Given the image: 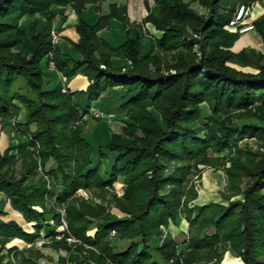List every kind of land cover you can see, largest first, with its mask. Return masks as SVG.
<instances>
[{"label": "trees", "instance_id": "trees-1", "mask_svg": "<svg viewBox=\"0 0 264 264\" xmlns=\"http://www.w3.org/2000/svg\"><path fill=\"white\" fill-rule=\"evenodd\" d=\"M198 1L204 13L186 0H145L148 15L132 23L118 3L104 14L100 0H0V123L26 113L13 128L18 144L0 149V264H38L44 229L46 247L72 252L74 235L94 248L77 246L76 264H214L229 249L244 264H264V51H234L241 34L228 28L241 4L258 0ZM91 5L95 23L85 18ZM68 7L79 39L54 49L52 30ZM114 19L126 28L118 46L101 35ZM255 25L264 39V16ZM51 51L67 81L83 71L91 85L65 92L52 82ZM93 107L132 122L113 131ZM207 167L226 172L223 202L193 204L194 175ZM52 202L68 209L70 231ZM8 204L33 231L7 219ZM184 219L181 242L166 229ZM17 238L31 247H8Z\"/></svg>", "mask_w": 264, "mask_h": 264}, {"label": "rangeland", "instance_id": "rangeland-1", "mask_svg": "<svg viewBox=\"0 0 264 264\" xmlns=\"http://www.w3.org/2000/svg\"><path fill=\"white\" fill-rule=\"evenodd\" d=\"M100 1H101L100 2L101 3V6H102V12L105 14V13H109L110 12V9H111L110 6H111L112 3H118V4L119 3H125L126 4V2L128 0H100ZM186 1L190 2L191 7L193 9H195L196 11H200L203 8V6L199 3L198 0H186ZM98 16H99V12L97 11V9H96L95 6L89 7L86 10V12H85V18L90 23H95L98 20ZM143 19L141 21H143ZM141 21H137V22H141ZM53 29H55L57 32H59L60 40H59V43L54 44L53 43V39H52V45H53L54 49L55 48H58V47H61L62 48V45H63L62 30H59L58 27H54ZM105 30L106 31H105L104 35H105L106 39L113 46H118L121 43L125 42V40H126V28L118 20H115V19L114 20H111L109 28H106ZM76 31H77V29H76ZM78 39H79V35H78V38L76 40H73V38L70 37L69 38V41H71V42L72 41H75L76 42V41H78ZM53 54H54V51H53ZM48 70H51L52 71V69L49 66H48ZM56 71H58V70H56ZM59 79L62 82H64V85H65L64 86V91L65 92H67V91L76 92V91H80V90H86L88 88L87 87L86 89H80V90H75L74 91V90H71L69 88V83L71 82L72 79L67 81V79L63 75H61V74L59 75ZM57 81H59V80L57 79L56 82ZM105 95H107V93H105ZM91 111L95 114L96 117H101V118L107 117V118H109V124H110L111 128L113 129V131H117L118 132V131L121 130V127L123 126V124H125V123H131L132 122V120L128 116L123 115V114L121 115V114H116V113L113 114L112 113L109 116H105L96 107L95 108L93 107L91 109ZM205 113L206 114H209L210 113V110H209L208 107H205ZM25 115H26L25 110H23L22 114L20 115V117L18 119L14 118L12 120V125H10V126L9 125L8 126H5L2 123H0V149L2 151L5 150V149H7L8 147H10L13 144L14 145H17L18 144L19 139H18V137L16 135V131L13 128H14L15 123L17 121H19V120H23V121L26 120V116ZM92 127H93V124L88 125V130H91ZM31 128H32V130H34L36 128V125L35 124H32L31 125ZM25 138H27V136H25ZM28 138L31 139L30 135H28ZM249 142H251L255 147L257 146L255 139H250ZM30 148H31V150H35L36 151V155H37L36 157L38 159V164H39L38 165V170H40L43 173V167H42V162H41V155L39 154L40 144L38 142H36V144L33 145V146H31ZM16 152L17 151L14 150L13 154H15ZM202 167L203 166L201 165L200 168H202ZM213 174L215 176H213ZM217 174L219 176H221V179H222L221 180V183H222L221 186H224L223 187L224 188L223 191H224V190H226V186H227V183H228V178L226 176V172H225L224 169H214L212 167H207V168H205V169L202 170L200 177L197 174L194 175L193 181L197 185V188L199 190V196H198V198H196L194 200L193 204H198L199 205L200 203H204V202L206 204H208L210 202H218V190L221 188V186L218 187V182H217V180H218L217 176L218 175ZM44 176H45V178L47 180L48 186L49 187H52L53 183H55L54 180H53V178L50 175H48V174H44ZM214 177H216V178H214ZM114 191L116 193H118V195L124 194L123 193V183L121 181H118V182L115 183ZM78 195L80 197H83V198L85 197L86 200L93 201L95 203H102L104 201L103 198L100 197V195H98L96 192H94L92 190L80 189L78 191ZM0 197H2L1 192H0ZM208 201H210V202H208ZM52 205H53L54 208H56V210H58V212H60L62 214L63 220L66 223L65 228H66V230L70 231L69 224H68V221H67V216H68V211L67 210L68 209L66 208V206H58V205L54 206L55 204L53 202H52ZM8 206H10V204ZM37 208L42 209L40 206H37ZM186 221L188 222L187 219H184L182 221L181 225L180 226H177V227H181L183 224H185V226H186V224H187ZM52 223L53 222L51 221V224ZM29 224L33 225V223H29ZM63 224H64V222H63ZM171 225H174V224L172 223ZM174 226H176V225H174ZM189 228H190V224L187 225L186 237L189 234ZM166 233H170L174 238H176L172 234V232L170 231V228L166 229ZM48 234H49V232L44 229L41 232V238H39L37 240L36 247L38 249H40L41 251H43V254H44V256L39 259L38 264H39V262L42 259H47V260H49V262H51L50 259H53L54 257L57 258L58 264H63L62 263V260L63 259L66 260V263L65 264H76V262H74V261L71 260V256L74 255L75 258H77V256H79L78 258H80V256H82V255H79V253L75 252L77 250V248H76L77 246H82V247H85L86 249H94L91 245L83 242L81 239H78L77 237H75L74 235H72V237H74L76 241H71V242L69 241V243L72 246L75 247V250L74 251L72 250V252H69V251H66L64 249L63 250L60 249L59 251L57 250L58 252H56V253H53V252L51 253L50 250L52 248L45 246V244L49 243L50 240H51V237ZM59 237L61 238V236H59ZM187 246L188 245H185V248H187ZM11 247H16V246H11ZM29 247H31V245H26V247H22V248L17 246V248L20 249V250H23V249L29 248ZM52 250H54V249H52ZM60 251H62V252H60ZM5 252H7V251H5ZM82 258H83V256H82ZM92 264H95V263H92Z\"/></svg>", "mask_w": 264, "mask_h": 264}, {"label": "crops", "instance_id": "crops-1", "mask_svg": "<svg viewBox=\"0 0 264 264\" xmlns=\"http://www.w3.org/2000/svg\"><path fill=\"white\" fill-rule=\"evenodd\" d=\"M149 3L151 6L154 5V0H149ZM122 5H127L128 7V14L129 17L132 21V23L134 21H141L143 18H145L149 11L147 9L145 0H128L125 3H119ZM93 5L89 6L92 7ZM133 8V9H132ZM252 8L253 10V18L254 20H258L259 18H261L262 16H264V0H258L254 3H252ZM134 11V12H133ZM200 13H204L205 12V8L203 7L202 10L199 11ZM135 13V14H134ZM79 21V16L77 15V13L71 8L68 7L66 10V13L64 15V17H59L56 21V26L58 28H60V30H62V35H63V47L67 44L68 47V41L69 38H73V40H76L78 38V33L76 31V25ZM148 27L150 28V30L152 32H154L156 35H160V32H157L156 29L154 28L153 25L148 24ZM106 30L101 32V35L106 39L104 33ZM262 35L259 33V31L257 29L249 31L245 34H242L233 46V50L236 52L241 51L242 49L244 50V48H255L258 51H264V39L263 37H261ZM243 42V43H242ZM239 44V45H238ZM242 44V45H241ZM48 72H50V76L52 78V82H56V80H60L59 79V72L52 69L48 70ZM57 78V79H56ZM90 84V80L85 76L84 72L81 71L79 72V74L77 76H75L71 82L69 83V88L71 90H80V89H86ZM219 176V175H218ZM220 177V176H219ZM218 177V179H219ZM221 177L219 180H217L218 182V187L222 185L221 183ZM226 185V184H225ZM224 186H221V188L218 190V202H223V199L221 197V193L223 191ZM221 192V193H220ZM221 199V200H220ZM210 202V201H208ZM207 202V203H208ZM205 203V202H204ZM204 203H200L199 205H203ZM206 204V203H205ZM9 205V204H8ZM8 211L9 215L7 216L8 220L11 219H16L19 220L20 222H22L23 226L28 229L29 231H33V225L31 224H27L24 223V219L22 217V215L15 211L11 206H8ZM186 226L185 224H183L181 227H177L174 225H171L170 231L172 232V234L181 242L184 241V239L186 238V230H187V225L189 224L186 221ZM26 245H28V243L22 239H14L12 242H10L8 244V247L11 246H18V247H26ZM182 249L185 248V245L182 244ZM51 253H56L58 252L57 250H50ZM62 252V251H60ZM64 252V251H63ZM53 255V254H52ZM224 259H222L221 261H216L214 262V264H244L242 258H240V256L237 255V253H235L233 250L229 249L228 251H226L224 257ZM50 259V258H49ZM51 262H49V260L47 259H42L39 264H58V260L56 257H54L53 259H50Z\"/></svg>", "mask_w": 264, "mask_h": 264}, {"label": "built area", "instance_id": "built-area-1", "mask_svg": "<svg viewBox=\"0 0 264 264\" xmlns=\"http://www.w3.org/2000/svg\"><path fill=\"white\" fill-rule=\"evenodd\" d=\"M253 8L252 4H241L237 11L234 14V17L230 20L228 28L230 30H233L235 32H238L239 34H245L249 31L255 30V20L253 18ZM52 36H53V43L57 44L59 43L60 37L59 32H57L55 29L52 30ZM49 67L53 70H58L57 64L54 60V54L51 51L49 53ZM64 224L62 226L63 230H66L65 226L66 223L63 220ZM68 241H76L72 235L68 237Z\"/></svg>", "mask_w": 264, "mask_h": 264}, {"label": "bare ground", "instance_id": "bare-ground-1", "mask_svg": "<svg viewBox=\"0 0 264 264\" xmlns=\"http://www.w3.org/2000/svg\"><path fill=\"white\" fill-rule=\"evenodd\" d=\"M132 9H133V8H132ZM133 12H134V11H133ZM134 14H135V13H134ZM242 43H243V42H242ZM238 45H239V44H238ZM241 45H242V44H241ZM218 174H219V173H218ZM218 174H217V175H218ZM213 176H215V175L213 174ZM218 177H219V176H217V178H218ZM220 177H221V176H220ZM220 177H219V179H220ZM214 178H216V177H214ZM219 179H218V180H219ZM215 182H216V181H215Z\"/></svg>", "mask_w": 264, "mask_h": 264}]
</instances>
